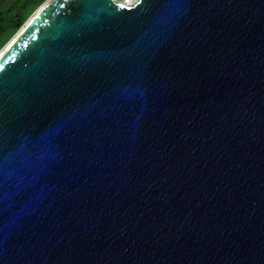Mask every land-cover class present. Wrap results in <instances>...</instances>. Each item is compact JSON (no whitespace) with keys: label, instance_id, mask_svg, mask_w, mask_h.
<instances>
[{"label":"water","instance_id":"1","mask_svg":"<svg viewBox=\"0 0 264 264\" xmlns=\"http://www.w3.org/2000/svg\"><path fill=\"white\" fill-rule=\"evenodd\" d=\"M0 264H264V0H49L0 57Z\"/></svg>","mask_w":264,"mask_h":264},{"label":"trees","instance_id":"2","mask_svg":"<svg viewBox=\"0 0 264 264\" xmlns=\"http://www.w3.org/2000/svg\"><path fill=\"white\" fill-rule=\"evenodd\" d=\"M47 0H9L0 7V49Z\"/></svg>","mask_w":264,"mask_h":264},{"label":"rangeland","instance_id":"3","mask_svg":"<svg viewBox=\"0 0 264 264\" xmlns=\"http://www.w3.org/2000/svg\"><path fill=\"white\" fill-rule=\"evenodd\" d=\"M9 0H0V7L5 5ZM49 0H47L46 2H48ZM119 2H124L126 0H118ZM44 2L42 5H40L39 7H37L34 12L30 15V17L28 18V20L21 26V28L14 34L12 35L9 40L1 47L0 52H2L3 49H5L8 44L10 43V41H12L14 39V37L19 34V32H21V30L25 27V25L30 21V19L38 12V10L46 3ZM136 2V1H135Z\"/></svg>","mask_w":264,"mask_h":264},{"label":"bare ground","instance_id":"4","mask_svg":"<svg viewBox=\"0 0 264 264\" xmlns=\"http://www.w3.org/2000/svg\"><path fill=\"white\" fill-rule=\"evenodd\" d=\"M137 0H126L125 3L127 5H132ZM39 11V10H38ZM20 33V32H19ZM19 34H17L12 41L8 44V46L0 52V57L4 54L5 50L9 47V45L18 37Z\"/></svg>","mask_w":264,"mask_h":264},{"label":"built area","instance_id":"5","mask_svg":"<svg viewBox=\"0 0 264 264\" xmlns=\"http://www.w3.org/2000/svg\"><path fill=\"white\" fill-rule=\"evenodd\" d=\"M116 2H119L118 0H115ZM121 2V1H120ZM124 3H125V1H124Z\"/></svg>","mask_w":264,"mask_h":264}]
</instances>
